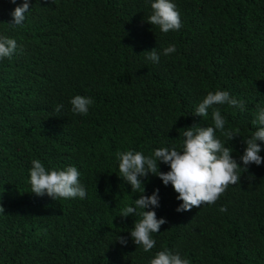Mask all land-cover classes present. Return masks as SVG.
I'll list each match as a JSON object with an SVG mask.
<instances>
[{"label":"trees","instance_id":"trees-1","mask_svg":"<svg viewBox=\"0 0 264 264\" xmlns=\"http://www.w3.org/2000/svg\"><path fill=\"white\" fill-rule=\"evenodd\" d=\"M173 2L182 27L162 33L146 21L151 0H29L22 27L6 23L21 0H0V35L18 44L0 59V264H148L164 248L190 264H264V162L214 204L182 212L171 184L149 174L144 194L159 189L154 211L167 220L149 252L129 236L139 214L119 215L139 192L120 177L116 152L179 150L184 127L214 126L212 109L193 113L222 89L244 102L243 111L216 106L225 130L241 135L228 142L239 164L243 138L258 127L256 106L264 107V0ZM169 44L176 51L159 63L146 59ZM78 94L94 100L87 115L71 110ZM33 159L46 169L77 167L86 198L32 193ZM117 235L129 237L126 246Z\"/></svg>","mask_w":264,"mask_h":264},{"label":"clouds","instance_id":"clouds-1","mask_svg":"<svg viewBox=\"0 0 264 264\" xmlns=\"http://www.w3.org/2000/svg\"><path fill=\"white\" fill-rule=\"evenodd\" d=\"M16 4V0H10ZM151 14L146 20L150 25L159 27L162 33L178 31L182 27L180 13L173 0H151ZM29 0H21V3L11 11L12 19L6 22L9 27H22L26 19L25 14L30 10ZM18 49L16 39L6 35H0V59L11 58ZM176 51L174 44L164 47L162 53L152 48L147 50L146 59L159 63L160 55L168 56ZM94 100L89 96L75 95L70 99L73 113L87 115L89 107ZM217 105H228L244 110V102L234 98L226 90L217 89L208 91L198 103L193 113L194 116L205 117L209 109H212L211 118L214 126H199L193 123L184 127L183 142L179 150L176 146L156 148L151 156H145L142 152L127 150L116 152L119 161L118 167L123 178L131 186L132 192H139L133 205H125L120 216L139 214L141 219L133 221V227L129 232L131 240L143 248V251H151L156 241L152 233L160 231L161 225L167 223L164 217L157 218L154 209L160 207L159 189H154L150 195H145L144 181L149 174L159 177L167 186L171 184L178 194L176 199L181 203L176 211H191L193 207L199 208L202 204H214L225 192L229 185L239 183L242 172H246L249 165H260L264 162L261 157V145L257 141H264V107L256 106L252 123L258 125L256 130L247 139L243 138L245 145L241 163L231 155L233 148L228 142L239 134V130H225V118L221 115ZM63 105H57L55 111L59 112ZM219 130L225 137L221 141L216 135ZM158 162L168 165V171H160ZM29 169L31 192L37 196L47 195L53 200L58 198L85 199L87 192L80 183V172L77 167L69 165L63 169H46L38 159L31 161ZM147 209V210H145ZM137 210H140L139 213ZM220 212H226L227 207L221 206ZM0 213H4V207L0 203ZM129 237L117 235L115 241L126 246ZM148 264H190L179 252H173L164 248L157 251Z\"/></svg>","mask_w":264,"mask_h":264}]
</instances>
